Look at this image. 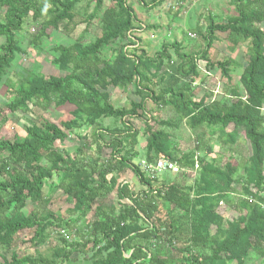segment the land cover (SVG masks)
<instances>
[{"label": "trees", "instance_id": "trees-1", "mask_svg": "<svg viewBox=\"0 0 264 264\" xmlns=\"http://www.w3.org/2000/svg\"><path fill=\"white\" fill-rule=\"evenodd\" d=\"M82 1L0 0V36L5 38L0 47V83L17 56L25 52L18 36L28 18L39 26L30 39L34 47L41 46L49 30L75 37L72 44L53 47L57 54L53 63L65 75L21 71L17 84L10 86L15 98L6 110H0V128L10 115L20 114L25 120L26 134L22 141L0 136V247L15 246L20 234L28 229H35L30 240L35 246L47 242L52 229H74L85 220L96 201L110 191L109 174L119 175L130 169L146 189L136 192L122 183L119 198L126 202L118 211L97 207L85 232L76 231L82 238L87 237L84 243H69L64 238L63 247L50 257L13 253L0 264H67L75 260L72 252H86L90 242L99 246L94 254L98 264H247L251 252L259 255V264H264V0H234L238 16L219 23L210 17L205 33L194 29L205 42L201 54L183 53L181 45L173 42L163 44L154 57L147 55L134 35L148 25L138 17L130 0H112V5L105 9V0H92V12L77 21V8ZM164 1L138 0L148 10ZM96 19L100 34L86 43L83 36L91 31ZM81 23L86 26L83 35L77 36ZM218 31L227 32L234 45L237 40L247 43V61L240 76L243 89L231 88L229 97L223 94L196 100L191 86L199 74L198 61H205L209 70H216L208 55ZM117 43L118 47H113ZM111 47L112 56L106 58L104 53ZM171 49L180 59L177 67L170 63ZM229 62L218 64L226 76ZM130 87L139 101L133 100L129 108L116 107L111 101V90ZM149 101L173 107L193 129L219 126L224 132L233 125L234 130L227 134L231 143L242 128L252 146L244 176L237 177L233 164L221 168L201 158L197 160L200 175L192 186L165 183L149 177L129 155H121L127 139L136 142L139 131L132 120L148 116ZM53 103L75 106L76 118L61 124L43 118V112ZM79 118L95 126L93 136L99 154L103 142L112 149L109 160L92 164L84 156L85 149L72 157L57 148L58 142H64L82 125ZM102 118L121 119L124 127L104 128L99 124ZM150 119L145 120L148 160L164 158L195 168V152L179 156L171 151L170 135L153 128ZM157 124L166 126L171 122ZM235 182L241 183L244 195L233 207L244 215L229 221L224 235V217L218 208L230 203V195L236 193ZM46 188H60L72 201L68 218L49 210L23 212L27 199L41 198ZM161 201H168L190 217V247L175 249V258L161 254L165 245L174 247L179 232L175 219L159 216ZM212 225L217 226L216 234L210 231Z\"/></svg>", "mask_w": 264, "mask_h": 264}, {"label": "rangeland", "instance_id": "rangeland-1", "mask_svg": "<svg viewBox=\"0 0 264 264\" xmlns=\"http://www.w3.org/2000/svg\"><path fill=\"white\" fill-rule=\"evenodd\" d=\"M130 2L134 5L138 17L148 25L147 29L136 31L134 35L140 39V47L150 57H154L156 53L161 51L163 44L173 42H178L181 45L183 53L201 54L205 47V42L199 34L195 33L194 29L200 28L205 33L210 17L219 23L238 16L234 0H165L160 6L152 10L146 9L138 0H130ZM112 3V0H105L104 9L111 6ZM94 7L95 2H92V0H83L77 8L78 16L76 20L80 21L84 18L85 13L90 14ZM85 26L84 23H81L75 35L82 34ZM38 27L36 22L28 18L25 21L23 32L18 36L25 52L17 56L11 69L8 71V75L0 83V110H6L9 103L15 98V94L11 91L10 86L17 84L18 79L22 76L21 71H33L36 74L44 76L66 74L65 71L60 70L53 63L54 57L57 56L53 47L59 44H72L75 37H71L60 30H49L48 36L44 38L41 46L34 47L30 39ZM91 27V31H87L83 36L86 43L94 40L100 34V23L97 19L93 21ZM4 42V36H0V47ZM113 47H118V43ZM113 47L105 51L106 58L112 56ZM246 53V42L237 40V44L234 45L227 32H216V40L208 55L209 62L216 65V70H209L205 61H198L199 74L191 86L196 100H200L201 98H205L206 100L214 99L223 94L227 97L233 87L242 90L240 76L247 61ZM170 54L171 65L177 67L180 59L173 49L170 50ZM226 62H229V65L226 66L229 69L228 76L225 75L222 68L218 65L219 63ZM153 79V81L157 82L154 77ZM139 99L131 87L111 90V101L116 107L129 108L133 100L139 101ZM146 107L148 116L146 115L144 119L135 118L132 120V125L139 131L136 142L132 143L131 140L127 139L124 142L125 151L120 153L121 155H129L141 170L145 172L144 165L146 162L151 164L156 162V159L150 162L147 158L148 132L146 131L145 120L151 118L150 125L153 128L163 129L170 135V150L177 155L183 156L189 152H195L196 161L198 159L201 160V158H207L208 161H213L215 165L221 168L230 163L237 167V177L244 176L245 167L252 155V146L242 128L237 130L235 142L231 143L227 134L234 130L233 125L229 126L224 132L219 130V126L210 127L204 125L193 129L187 123V119L179 116L171 106L165 107L149 101ZM75 109V106L70 104L59 106L53 103L47 111L43 112V118L56 124H61L76 118L74 114ZM262 112L264 114V106ZM79 119L82 125L76 128L73 134L64 142H58L57 148L72 157L78 154V150L85 149L84 156L92 164H101L109 160L112 149L107 147L105 142H103L102 153L99 154L93 136L95 126L84 123L82 118ZM159 121H169L171 124L160 126L157 124ZM24 122L25 120L20 114L16 116L10 115L8 121L0 128V136L22 141L26 135L23 128ZM99 124L109 129H123L124 127L121 119L115 118H102L99 120ZM109 140L110 137L107 136V141ZM126 149L129 151L126 152ZM189 169L192 171L188 170L186 173L166 171L158 173L156 177L160 182H176L183 186H192L200 175V169L199 167ZM145 173L149 176L147 172ZM107 179L110 191L105 197L96 201L92 211L86 216L85 220L74 229H52L51 233H49V240L39 246H35L30 241L34 237L35 229L23 231L20 234L21 236L17 238L15 246L0 247V261H3V258L10 259L13 253H18L21 256L32 254L50 257L53 252H58L63 247L62 239L64 238L69 243H84L87 237L82 238L76 231L77 229H81L85 232L87 224L92 219L97 207L102 206L107 211H110L111 208H116L115 211H118L122 203L126 202L125 199L121 200L119 198V187L122 183L130 185L136 192L146 189V187L140 184L137 176L130 169H126L125 172L119 175L109 174ZM234 187L236 193L230 195V203L225 202L218 208V212L224 217L222 226V233L224 235L228 229V222L239 220L244 215L233 207L244 195L242 185L239 182H235ZM72 205V201L67 199L62 189L46 188L41 198L33 196L27 199L23 212L29 214L33 210L40 212L49 210L55 215L68 218V212L72 208ZM159 216L167 220L175 219L179 225L178 239L174 242L175 248L165 245L161 252L162 255L175 258L178 255V251H175V249L183 250L190 247V217L168 201H161ZM61 230H66L69 237L61 234ZM210 231L212 234H216L217 226L212 225ZM98 248L99 246L96 247L93 246V243H88L85 248L86 252L79 250L72 252V258L75 260L67 264H98L94 257ZM206 251L210 253V249ZM259 258L257 253L251 252L248 256L247 264H259Z\"/></svg>", "mask_w": 264, "mask_h": 264}, {"label": "built area", "instance_id": "built-area-1", "mask_svg": "<svg viewBox=\"0 0 264 264\" xmlns=\"http://www.w3.org/2000/svg\"><path fill=\"white\" fill-rule=\"evenodd\" d=\"M195 167L196 168L199 167L198 161ZM144 169H145V172H147L149 176L151 177H156L158 173H162L166 171L168 172L179 171L180 173H183V172L186 173L188 172V170L192 171L188 167L180 166L176 162H173V161H170L164 158L157 159L156 162L153 164L146 162L144 165ZM61 234H63L66 237H69L66 230H61Z\"/></svg>", "mask_w": 264, "mask_h": 264}]
</instances>
